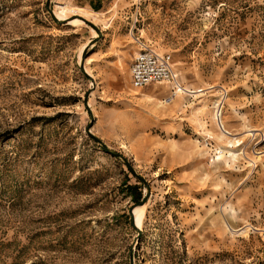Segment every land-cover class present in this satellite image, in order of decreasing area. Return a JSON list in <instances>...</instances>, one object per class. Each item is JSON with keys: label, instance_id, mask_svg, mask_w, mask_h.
Returning <instances> with one entry per match:
<instances>
[{"label": "rangeland", "instance_id": "obj_1", "mask_svg": "<svg viewBox=\"0 0 264 264\" xmlns=\"http://www.w3.org/2000/svg\"><path fill=\"white\" fill-rule=\"evenodd\" d=\"M0 264H264V0H0Z\"/></svg>", "mask_w": 264, "mask_h": 264}, {"label": "built area", "instance_id": "obj_2", "mask_svg": "<svg viewBox=\"0 0 264 264\" xmlns=\"http://www.w3.org/2000/svg\"><path fill=\"white\" fill-rule=\"evenodd\" d=\"M138 50L130 65V79L133 87L142 88L151 83L170 84L169 100L174 99L185 89L173 68L171 55L161 53L152 46L137 39Z\"/></svg>", "mask_w": 264, "mask_h": 264}, {"label": "water", "instance_id": "obj_3", "mask_svg": "<svg viewBox=\"0 0 264 264\" xmlns=\"http://www.w3.org/2000/svg\"><path fill=\"white\" fill-rule=\"evenodd\" d=\"M51 15L57 20V18L54 16L53 12H51ZM87 21V20H86ZM88 24H90L95 30L96 32L99 34V29L94 25L92 24L91 22L87 21ZM95 39L91 40L86 46H85V49H84V52H83V56L81 57V63H80V70L84 72V74L89 78V79H92L91 75H89L85 69H84V66H83V63H84V58H85V53H86V50L88 49V47L92 44L95 43ZM85 103H86V106H87V109L89 111V107H88V104H87V98L85 99ZM90 126L91 124L89 125L88 129H87V132L90 136H92V138L102 147V149L108 153V154H111L115 157H119L121 159L124 160V162L128 165L129 167V170L131 171L132 174H134L135 177H137L142 183L143 185L146 187V194L143 196V199L142 201L139 203V205H142L144 203H146L148 197H149V194H150V189H149V185L147 183V181L141 176L139 175L138 173H136V171L134 170V168L129 165L127 159L125 157H123L121 154H119L118 152H115V151H112L111 149H109L105 143L100 140L99 138H97L96 136H94L91 131H90ZM129 214H130V217H131V223L132 225L136 228L137 232H138V235L140 234V229L137 227V225L135 224V220H134V214H133V208H131L129 210Z\"/></svg>", "mask_w": 264, "mask_h": 264}, {"label": "bare ground", "instance_id": "obj_4", "mask_svg": "<svg viewBox=\"0 0 264 264\" xmlns=\"http://www.w3.org/2000/svg\"><path fill=\"white\" fill-rule=\"evenodd\" d=\"M55 14V13H54ZM56 16V15H55ZM57 17V16H56ZM65 19V18H64ZM75 19H79L82 23L84 22L81 18H75ZM65 20H68V24L71 20H73V18L69 19V18H66ZM78 21V20H77ZM88 74H90V72L87 70ZM91 75V74H90ZM123 148H124V152H125V155L126 156H130V149L127 145H122ZM139 207L141 206H135L133 207V214H134V220H135V224H138L139 221H140V209ZM138 227V226H137Z\"/></svg>", "mask_w": 264, "mask_h": 264}, {"label": "trees", "instance_id": "obj_5", "mask_svg": "<svg viewBox=\"0 0 264 264\" xmlns=\"http://www.w3.org/2000/svg\"><path fill=\"white\" fill-rule=\"evenodd\" d=\"M139 201H140V199H138V200H135V201H134V202H135V204H134V205L138 204V203H139Z\"/></svg>", "mask_w": 264, "mask_h": 264}, {"label": "crops", "instance_id": "obj_6", "mask_svg": "<svg viewBox=\"0 0 264 264\" xmlns=\"http://www.w3.org/2000/svg\"><path fill=\"white\" fill-rule=\"evenodd\" d=\"M150 85V84H149ZM169 95V92L166 94V98H167V96Z\"/></svg>", "mask_w": 264, "mask_h": 264}]
</instances>
